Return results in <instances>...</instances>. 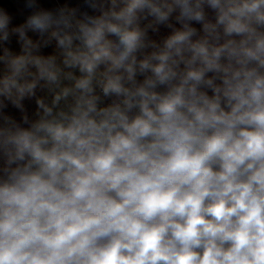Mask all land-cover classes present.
<instances>
[{
	"label": "clouds",
	"instance_id": "1",
	"mask_svg": "<svg viewBox=\"0 0 264 264\" xmlns=\"http://www.w3.org/2000/svg\"><path fill=\"white\" fill-rule=\"evenodd\" d=\"M25 7H0V264H264V0Z\"/></svg>",
	"mask_w": 264,
	"mask_h": 264
},
{
	"label": "crops",
	"instance_id": "2",
	"mask_svg": "<svg viewBox=\"0 0 264 264\" xmlns=\"http://www.w3.org/2000/svg\"><path fill=\"white\" fill-rule=\"evenodd\" d=\"M65 2L70 3L71 5H76L81 2V0H39V3L42 7L47 9H53L57 6L64 4ZM0 7L6 8L9 12L15 15V22L20 23L23 21L24 17L30 11L25 7V0H0ZM11 48L15 51H19V45L16 42V39L13 38L11 43ZM46 53H50L51 49H45ZM34 108V105H29V110L31 111Z\"/></svg>",
	"mask_w": 264,
	"mask_h": 264
}]
</instances>
